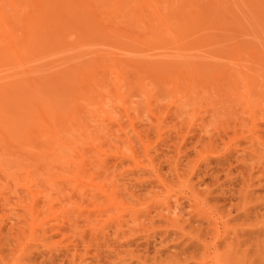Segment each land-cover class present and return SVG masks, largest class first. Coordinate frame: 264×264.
Returning <instances> with one entry per match:
<instances>
[{"label":"rangeland","instance_id":"1","mask_svg":"<svg viewBox=\"0 0 264 264\" xmlns=\"http://www.w3.org/2000/svg\"><path fill=\"white\" fill-rule=\"evenodd\" d=\"M0 264H264V0H0Z\"/></svg>","mask_w":264,"mask_h":264}]
</instances>
